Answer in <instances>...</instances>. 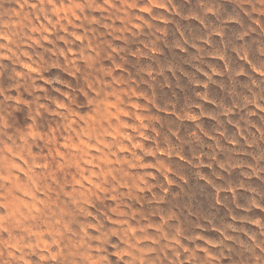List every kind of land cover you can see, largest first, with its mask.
Listing matches in <instances>:
<instances>
[{
  "label": "rangeland",
  "instance_id": "374dc122",
  "mask_svg": "<svg viewBox=\"0 0 264 264\" xmlns=\"http://www.w3.org/2000/svg\"><path fill=\"white\" fill-rule=\"evenodd\" d=\"M0 264H264V0H0Z\"/></svg>",
  "mask_w": 264,
  "mask_h": 264
}]
</instances>
